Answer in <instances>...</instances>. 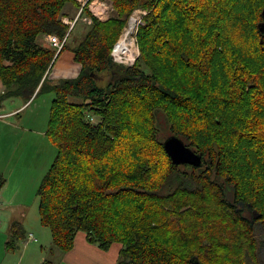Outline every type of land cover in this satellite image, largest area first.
<instances>
[{
  "label": "trees",
  "instance_id": "16d2710c",
  "mask_svg": "<svg viewBox=\"0 0 264 264\" xmlns=\"http://www.w3.org/2000/svg\"><path fill=\"white\" fill-rule=\"evenodd\" d=\"M110 1L116 14L93 17L71 49L78 76L53 80L67 43L57 54L38 37L62 39L63 10L77 1L0 0V108L7 98L55 95L41 224L64 252L79 231L103 250L120 244L117 264H264V0ZM137 7L149 10L140 57L121 68L111 49ZM109 70L106 89L97 80ZM160 114L202 155L201 167L172 163ZM5 182L0 173V190ZM11 229L14 247L24 230Z\"/></svg>",
  "mask_w": 264,
  "mask_h": 264
},
{
  "label": "crops",
  "instance_id": "0c3cea01",
  "mask_svg": "<svg viewBox=\"0 0 264 264\" xmlns=\"http://www.w3.org/2000/svg\"><path fill=\"white\" fill-rule=\"evenodd\" d=\"M76 1V3H68L65 6L63 19H73L84 5H87L90 11L93 2L100 1L108 4L105 0ZM78 28H81V24ZM83 37L77 39V44ZM38 42L43 46L51 47L48 35L39 36ZM71 49H65L58 55L54 66L51 68L52 70L49 71V78L59 80L78 76L81 65L74 60V53ZM4 91L5 87L0 81V95ZM44 94L49 95L50 101L55 96L53 92ZM41 95L33 96L28 100L22 97L10 98L9 108L11 110L9 112L4 110L6 107L3 105L0 108V114L5 115L0 119V173L6 179L4 187L0 190V218L3 219L0 221V264H44L46 260H50L53 264H117L121 249L120 244H117V249H115L116 244H113L114 246L112 245L113 247L109 250H103L96 244L90 243L87 240L86 233H82L81 235L77 234L73 248L64 252L53 244L52 237H34V234L30 231L27 232L26 228L29 221V209L26 207L27 200L23 203H14L10 200L11 194L15 198L22 193H27L20 187L23 179L26 178L24 173L21 172L23 169V155H19L16 170L11 169V163L15 161L17 151L12 152L14 142L21 141L20 146L25 143V140L29 141L27 144L25 143L26 146L37 144L34 141H41L46 144L45 132L49 113L48 105L45 107L40 106L38 97ZM42 110H45V114ZM50 150L52 151V149ZM36 174L37 178L34 176L30 178L33 185L34 183L36 185L39 181L41 182L40 179L43 178L45 172H42L39 168ZM33 188L34 186L31 185L29 191H33ZM14 222H19L23 226L24 235L21 239L16 240L14 247H11L9 244L12 237L10 228L6 231L5 227L6 223L7 226L11 227ZM29 234H33V238H30Z\"/></svg>",
  "mask_w": 264,
  "mask_h": 264
},
{
  "label": "rangeland",
  "instance_id": "374dc122",
  "mask_svg": "<svg viewBox=\"0 0 264 264\" xmlns=\"http://www.w3.org/2000/svg\"><path fill=\"white\" fill-rule=\"evenodd\" d=\"M105 1L108 3L107 4L108 10H107V13L105 14V17L102 20H107L108 18H110L116 14L114 7L112 5V2L110 0H105ZM135 10L146 11V14L143 16L144 17L143 23H142V25H143L144 19H145L146 15L149 13V10L142 8V7H137L132 11V13ZM80 24H81V28L79 29L78 27ZM88 26L89 25L87 23H85L83 20H79L76 23V25L73 29V32L70 35L71 38L67 43L69 50L72 48V46L77 44V39L78 40L81 39L83 37V35L86 34ZM74 40H76V41L74 42ZM118 67L125 68V66L124 67L118 66ZM115 72L117 73V75H119L118 68H115ZM113 75H115V74L113 73V71H110V70L106 71L104 73H101L98 80H97V84L100 87H103L106 89H107V87L110 88L111 85H109V83L113 80ZM61 79H67V78H61ZM9 99L10 98H7L6 100L3 101V106L6 107V108H4V110L6 112H9L11 110L9 108V104L11 103V101ZM38 100H39L40 106L43 105L45 107L46 105H48V113H49V117H50V110H51L52 101H50L49 95H45V94L41 95L40 97H38ZM42 111L45 114V110H42ZM48 122H49V118H48ZM48 122H47V127H48ZM159 124H160V139L166 140L169 136H171V133H170L169 128H168V123L162 114L159 115ZM46 131H47V128H46ZM45 135H46V132H45ZM45 137H46V144H43L41 141H34L37 144L26 146L25 143L27 144L29 141L25 140V143L20 146L21 141H16V142H14V144H13L14 147L12 149V152L16 151V150L17 151H16V155H15V161H13L11 163V169L16 170L17 160L19 158V155L20 154L23 155V165H22L23 169L21 170V172L24 173L26 178L23 179V182L20 184V187L24 192H27V193H22L20 196L15 197V198H13L12 194H11L10 200H12V202H14V203H23V202H25V200H27L26 201L27 202L26 207L29 209V221H28V226L26 228H27V232L30 231L31 233L34 234V237H52L50 229L46 226H43L40 222L39 196H38V188L40 185V183H39L40 181L36 185H35V183L33 185V183H31V180H30V178H32L33 176L35 178L38 177L36 174V171L39 168L42 170V172L46 173V171L49 169L50 165L52 164V161L54 160V156H55L54 154L56 152V149L54 150L55 146L51 143V141L49 140V138L47 136H45ZM50 149H52L53 152ZM24 156H26V157H24ZM40 180H42V177ZM31 185H32V187L34 186V188H33V191L30 192L29 190L31 188ZM245 214L249 215L247 212H245ZM1 220H3V219L0 218V221ZM2 226H4V225H2ZM5 228H6V231L8 228H10V233L13 234L12 233L13 230L11 229V227L7 226V223H6ZM82 233H85V232H83V231L78 232L79 235H81ZM255 235H256V238H259V239H261L263 236V232H262L259 224L256 225ZM11 240H12V237L10 238V241ZM115 246H116L115 249H117L118 245L116 244Z\"/></svg>",
  "mask_w": 264,
  "mask_h": 264
},
{
  "label": "built area",
  "instance_id": "2783aa9c",
  "mask_svg": "<svg viewBox=\"0 0 264 264\" xmlns=\"http://www.w3.org/2000/svg\"><path fill=\"white\" fill-rule=\"evenodd\" d=\"M81 8L77 15L73 19L64 18L63 22L68 25L69 29L66 35L61 39L57 35H48V40L56 53L58 54L63 48L64 44L68 42L70 33L73 31L76 23L79 20H83L89 26L93 22V17L98 19H103L108 10V5L97 1L93 2L90 10V15H86ZM146 11L135 10L128 18L125 27L123 28L119 38L114 43L111 49V59L114 63L118 65H123L126 67L133 66L140 57V48L137 38V33L140 25L143 23V16ZM5 115L0 114V119ZM30 238H33V234H29Z\"/></svg>",
  "mask_w": 264,
  "mask_h": 264
},
{
  "label": "water",
  "instance_id": "95a60500",
  "mask_svg": "<svg viewBox=\"0 0 264 264\" xmlns=\"http://www.w3.org/2000/svg\"><path fill=\"white\" fill-rule=\"evenodd\" d=\"M259 29L261 32H264V22L259 23ZM163 147L174 165H190L193 167H201L203 165L202 155L192 149L177 135H171L164 140ZM226 196L233 203L232 190L226 191ZM193 264L200 263L194 262Z\"/></svg>",
  "mask_w": 264,
  "mask_h": 264
},
{
  "label": "flooded vegetation",
  "instance_id": "af4514ba",
  "mask_svg": "<svg viewBox=\"0 0 264 264\" xmlns=\"http://www.w3.org/2000/svg\"><path fill=\"white\" fill-rule=\"evenodd\" d=\"M182 166V165H181Z\"/></svg>",
  "mask_w": 264,
  "mask_h": 264
}]
</instances>
